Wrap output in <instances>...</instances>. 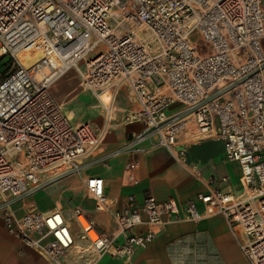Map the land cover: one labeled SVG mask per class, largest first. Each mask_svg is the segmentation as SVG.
I'll return each instance as SVG.
<instances>
[{"label":"built area","instance_id":"2783aa9c","mask_svg":"<svg viewBox=\"0 0 264 264\" xmlns=\"http://www.w3.org/2000/svg\"><path fill=\"white\" fill-rule=\"evenodd\" d=\"M43 57L24 67L16 53L34 39ZM0 212L5 231L47 264H97L103 255L131 264L170 223L221 215L249 264H264V7L260 0H0ZM9 62V61H8ZM70 69L103 115L101 128L72 123L50 93ZM137 109L140 129L104 155L166 149L187 167L186 147L218 140L238 163L242 185L216 187L177 202L128 195L120 207L100 177L84 179L107 233L78 206L68 211L13 203L53 178L79 169L107 132L119 92ZM173 104L178 107L170 110ZM189 140V141H188ZM188 141V142H187ZM79 171V170H78ZM225 180V179H222ZM138 227L144 230H138Z\"/></svg>","mask_w":264,"mask_h":264},{"label":"crops","instance_id":"0c3cea01","mask_svg":"<svg viewBox=\"0 0 264 264\" xmlns=\"http://www.w3.org/2000/svg\"><path fill=\"white\" fill-rule=\"evenodd\" d=\"M260 2L264 7V0ZM115 128L103 139L93 162V169L81 173L80 178L84 182L88 177H100L104 193L116 203V207H120L128 195L141 200L147 191H150L157 200L180 202L194 197L197 193L205 192L203 182L208 178H214L216 187L225 190L242 185L238 163L224 161L222 150L204 156H195L189 151L190 145L204 141L187 145L185 155L187 167L182 166L166 149L152 148L147 142L139 144L142 151H124L105 159L104 155L123 146L140 129L136 130V127L130 126ZM33 203L41 211L54 207L50 206L49 202L39 206L34 197ZM88 211L90 214L87 215L100 230L109 233L114 229L108 213L90 209ZM138 230L144 228L138 227ZM221 236L234 240L221 215L207 217L197 223H170L163 226L145 248L135 250L131 264H223L219 241ZM235 244L238 248L236 242ZM0 264H46L36 252L5 231L2 217ZM97 264L122 263L118 258L103 255Z\"/></svg>","mask_w":264,"mask_h":264},{"label":"rangeland","instance_id":"374dc122","mask_svg":"<svg viewBox=\"0 0 264 264\" xmlns=\"http://www.w3.org/2000/svg\"><path fill=\"white\" fill-rule=\"evenodd\" d=\"M6 62L8 64H6ZM11 63L12 61L8 60L7 56H4L0 60V69H3L6 64L4 68V70H6ZM30 65L32 64H29L28 66ZM79 84L80 82L77 72L74 69H70L51 85L50 93L70 121L73 123L88 121L95 129H99L103 124V115L100 107L87 92L82 90ZM177 107V104H173L170 107V110H174ZM136 109L137 103L129 94L127 88L123 87L117 98L111 121L112 126L116 127L115 129L123 126H130L133 128L136 127V130H138L140 128L138 122L125 121V117L130 115ZM112 131H114V128H111L106 135ZM100 147L94 151L92 158L96 157ZM90 160V157L82 160L79 169L76 171L59 175L31 195L16 200L12 205L14 211L16 213H21L25 211L29 205L36 206L33 203V197L39 206H43L49 202L50 206H60L65 211H68L71 206L80 207L88 215L90 214L88 209L95 211L94 201L87 197L84 182L80 178L81 173H87L93 169L94 165ZM2 201L3 198L0 196V204ZM219 241L222 247L221 256L223 264H249L240 255L234 240L219 237Z\"/></svg>","mask_w":264,"mask_h":264},{"label":"bare ground","instance_id":"6f19581e","mask_svg":"<svg viewBox=\"0 0 264 264\" xmlns=\"http://www.w3.org/2000/svg\"><path fill=\"white\" fill-rule=\"evenodd\" d=\"M45 48L46 43L42 38L34 39L16 53V59L19 64L27 67L43 57Z\"/></svg>","mask_w":264,"mask_h":264},{"label":"water","instance_id":"95a60500","mask_svg":"<svg viewBox=\"0 0 264 264\" xmlns=\"http://www.w3.org/2000/svg\"><path fill=\"white\" fill-rule=\"evenodd\" d=\"M219 150H223V144L218 140H208L189 147V151L195 156H204L208 153L218 152Z\"/></svg>","mask_w":264,"mask_h":264},{"label":"trees","instance_id":"16d2710c","mask_svg":"<svg viewBox=\"0 0 264 264\" xmlns=\"http://www.w3.org/2000/svg\"><path fill=\"white\" fill-rule=\"evenodd\" d=\"M190 146H191V145H190ZM190 146H189V147H190ZM189 147H188V148H189Z\"/></svg>","mask_w":264,"mask_h":264}]
</instances>
